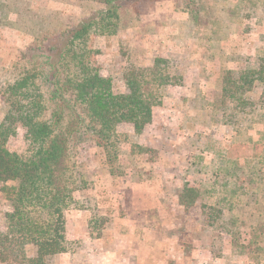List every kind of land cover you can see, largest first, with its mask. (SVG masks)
I'll list each match as a JSON object with an SVG mask.
<instances>
[{
  "label": "trees",
  "instance_id": "1",
  "mask_svg": "<svg viewBox=\"0 0 264 264\" xmlns=\"http://www.w3.org/2000/svg\"><path fill=\"white\" fill-rule=\"evenodd\" d=\"M72 1H88L95 7L88 15L65 17L49 28L60 13L49 11V18L44 19L33 11L36 0L25 2V10L16 7L22 1L0 0L11 10L10 15L34 19L37 24L48 27L32 36L17 62L0 71V103L5 109L0 119V194L8 208L3 214L4 231H0V264H49L51 258L68 253L66 223L70 211H87L91 217V233L99 238L100 232H94L108 220L100 219L95 180L102 175L120 176L123 142L138 151L141 149L118 132L119 126L130 125L131 137L139 139L152 122L153 109L162 104L166 88L180 86L173 82L178 77L168 73L167 60L156 58L151 67L126 70L125 90L118 91L114 79L105 76L91 60L97 54L90 46L91 38L117 35L123 23V10L146 1H170L173 11L187 14L195 28L213 32L215 23L211 0H62L60 4L82 8ZM233 1L236 7L229 10L233 14L255 18L259 7L264 15L263 8L253 3L255 0ZM3 20L0 18V26ZM8 23L3 26L27 33L18 22H14L16 27ZM260 41L264 43V36ZM221 93L233 108L221 107L223 113L211 117L212 124L227 128L222 135H226L224 140L230 145L241 142L242 132L245 137L254 132L256 143L263 150L257 158L240 167L222 155L220 142L200 133L192 135L188 138L191 150L187 161L179 163L185 173L181 180L204 172L208 173V180L203 185L200 183L199 188L185 185L177 200L185 210L209 211L211 220L212 215L218 219L226 211L231 212L227 223L232 226L237 220L233 214L236 210L233 198L244 207L264 199V51L255 64L225 72ZM251 95H258L257 103ZM181 101L188 102V99ZM201 101L200 110L208 111L209 101L204 98ZM256 104L259 105L256 107ZM231 109L235 113L227 114ZM256 110L260 113L254 114ZM189 120L182 121L179 130L184 131L187 123L191 128L210 126L207 119L202 125ZM18 129L24 130L28 144L22 154L7 148L8 140ZM248 138L243 142L252 144L253 140ZM84 145L99 149L100 162L107 168L105 174L97 172L94 181L79 170L77 152ZM130 172L131 176L141 175L137 168ZM249 217L255 218L256 223L248 231L207 225L205 232L210 245H205L207 236L203 230L195 239L212 258H221L225 236L231 239L233 247H237L234 235L245 236L249 243L240 247L244 250L238 249L239 260L245 257L243 264H262L264 211H251Z\"/></svg>",
  "mask_w": 264,
  "mask_h": 264
},
{
  "label": "rangeland",
  "instance_id": "2",
  "mask_svg": "<svg viewBox=\"0 0 264 264\" xmlns=\"http://www.w3.org/2000/svg\"><path fill=\"white\" fill-rule=\"evenodd\" d=\"M19 1L22 2L16 4V7L25 10L24 4L30 0ZM36 1L33 5V11L37 16L39 14V17L49 18V11L61 14L57 19H53L54 22L50 23L49 28L65 17L79 16L80 14L88 15L94 10L92 7H95L88 1L81 3L72 1L76 5H81V9L76 6H64L60 4L62 0ZM253 3L260 5L264 12V0H255ZM235 4L233 0H211L212 20L215 23L212 25L213 32H210L195 28L187 14L174 12L170 1L140 2L135 8L123 10L121 13L123 23L117 35L93 37L90 40L91 48L97 52V54L92 55L91 60L105 76H111L114 79L116 88L120 92L125 90L123 75L126 70L131 67H151L156 58L166 59L168 73L178 77L173 82L180 86L166 88L162 104L153 109L152 122L139 139L131 137L133 132L130 125L119 126L118 132L128 136L129 143H136L141 148L138 151V149L123 142L119 159L122 167L120 170L122 172H118L120 176L108 178L105 183H102V176L96 179V173L105 174L107 168L101 164V153L93 145H84L78 149L77 162L81 173L86 174L89 180L94 181L96 179L94 190L99 200L98 208L101 213L102 191L108 194L109 191L113 193L114 190L115 192L121 191L119 193L121 195H118L121 198V205L118 204L119 210L110 208L113 205L110 198H105L108 200L104 203L105 209L103 210L133 211L129 208L132 198L131 179L146 181V185H152L159 189L163 205L168 211V217L167 214L165 215L166 220L171 223L172 228L174 227L173 231L170 230L165 234L171 237L177 236L180 244H183L181 254L178 255L181 264L184 262L194 264V257L196 256L201 264H243L247 258L243 257L240 261L237 251L238 249L244 250L240 247L249 243L245 240V236L239 234L233 236L237 247H233L231 239L225 236L222 249L218 248L221 250L220 256L222 257L213 258V262H205L210 259L211 255L203 248L201 250L193 248L189 241L199 236V232L203 230V235L207 236L204 237L207 241L205 245L208 247L210 244L205 232L208 229L207 225H214L212 227L216 229L221 226H228L230 230L248 231L251 224L256 223L255 218L249 217L250 212L262 209L264 211V199L258 201L257 204L251 203L250 207H244L242 204H237V199L233 198L231 201L235 202L234 205H236L233 214H236L235 219L237 217V220L231 226L227 223L228 219L231 218V212L226 211V214L218 219H213L214 215H212L211 220L209 211L201 212L194 208L185 210L178 205L177 200L185 185L199 188L200 183L203 185L208 180V173L205 172L193 175L184 181L181 180L182 177L185 178V173L179 163L183 164L187 161L188 151L191 150V142L188 138L192 135L200 133L220 142L223 145L222 155L224 154L227 158L234 160L240 167L245 166L250 159L257 158L263 150L261 146L257 145V137L254 132L247 134L246 137L245 132H242L243 137H239L241 142L230 145L227 140H224L226 135H222V131L227 128L211 122V117L223 113L221 107L233 108V105L227 103L226 98L221 97L225 72L238 71L245 66L255 64L264 51V43L260 41L264 36V15H262L260 8H255V18H248L242 17L243 14H233L229 11L236 7ZM10 11L0 2V18L4 19V22L1 23L4 25L5 22H9L8 24L16 27L14 22H18L23 25L21 27H24L27 33L3 25L0 26V71L2 67H8L17 62L21 52L29 45L32 36L37 31L48 29L47 26L37 24L38 21L34 19L30 20L20 16L17 18L10 15ZM245 12L248 14V9ZM252 96H254V102L257 103L255 100H257L258 95H251L250 97ZM184 98L188 99V102L181 101ZM202 98L211 104L210 109L206 112L200 110L203 104ZM223 101L224 103H222ZM257 105L259 104L255 106L257 107ZM179 111L186 116L183 117ZM4 112L5 109L0 103V119ZM233 113L235 111L232 109L230 112L227 111V114ZM259 113L260 111L256 110L254 114ZM206 119L210 121L209 128L203 126L191 128L187 123V128L184 131L179 130L182 121L186 123L188 120L189 122L194 120L202 125ZM248 137L253 140L252 144L243 142ZM27 145L24 130L18 129L17 133L8 140L7 148L11 152L22 154L27 150ZM130 152L134 154L131 155ZM216 165H213L211 171L215 169ZM133 168L140 169V177L137 174L131 176L130 170ZM120 198H116L117 201ZM105 199L103 201H106ZM6 205L7 202L3 200L0 194V231H4L3 214L8 210ZM79 212L70 211L68 217L76 218ZM100 217L102 219V214ZM68 219L72 220V218ZM100 222L102 221L100 220ZM112 222L114 224L113 219ZM173 223L176 225L173 226ZM98 231L102 235V225L94 234ZM158 233L161 234L162 232ZM68 245L70 249H75L78 246L72 242H69ZM82 256L83 254L78 256L76 264L83 263L84 257ZM172 259L174 260V254H172ZM261 263L264 264V260ZM49 264L54 263L52 261Z\"/></svg>",
  "mask_w": 264,
  "mask_h": 264
},
{
  "label": "crops",
  "instance_id": "3",
  "mask_svg": "<svg viewBox=\"0 0 264 264\" xmlns=\"http://www.w3.org/2000/svg\"><path fill=\"white\" fill-rule=\"evenodd\" d=\"M108 178L113 177L102 175V183ZM131 180L132 198L129 208L133 211H104L103 205L108 200L105 198H110L111 204L113 203L110 207L112 210H119L121 198L118 195H121V191L114 190V194L109 190L108 194L102 191V217L108 220L102 227V235L99 238L93 236L89 228L90 214L78 211L76 218L70 216L68 218L72 220L67 219L66 223L67 241L78 246L70 249L68 253L51 258L50 262L76 264L78 256L83 254L82 264H181L178 255L181 254L183 244H180L177 236L165 234L173 231L174 227L172 228L171 223L166 220L168 211L163 205L160 190L146 185V181ZM113 198L114 200H111ZM116 198L120 199L117 201ZM104 199L106 201H103ZM109 218L114 220V224ZM189 243L193 248H203L202 243L196 239L190 240ZM194 258V264H201L197 256ZM208 261H214L212 256L205 262Z\"/></svg>",
  "mask_w": 264,
  "mask_h": 264
}]
</instances>
